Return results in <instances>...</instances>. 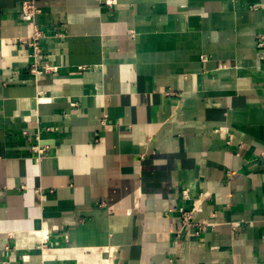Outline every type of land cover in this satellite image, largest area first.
Instances as JSON below:
<instances>
[{
	"label": "crops",
	"instance_id": "obj_1",
	"mask_svg": "<svg viewBox=\"0 0 264 264\" xmlns=\"http://www.w3.org/2000/svg\"><path fill=\"white\" fill-rule=\"evenodd\" d=\"M25 1L0 0V264H264V0Z\"/></svg>",
	"mask_w": 264,
	"mask_h": 264
},
{
	"label": "built area",
	"instance_id": "obj_2",
	"mask_svg": "<svg viewBox=\"0 0 264 264\" xmlns=\"http://www.w3.org/2000/svg\"><path fill=\"white\" fill-rule=\"evenodd\" d=\"M264 9V3L261 4ZM258 6H254L253 9L257 10ZM40 13L39 7L37 5V0H28L22 3L21 6V17L23 21L32 22L35 20L36 16ZM44 36L42 32L35 27L32 36L29 38H25L21 40L20 47L22 50H28L31 53L32 63L30 65V71L37 77H40L42 73L45 72H53L56 70L55 66H50L49 64L42 65L43 60L45 58L44 49L42 46V40ZM256 47L259 56V60L264 69V26L262 32L257 35L256 38ZM32 150L36 153L37 159L43 158L45 155V151L41 149L39 146H35ZM184 198H188V192L184 191ZM200 202V201H198ZM198 205V204H197ZM199 206V207H198ZM195 206L191 210H185L183 208L179 209L181 225L184 229H192L202 231L204 228V224H200L196 222V216L201 212V205Z\"/></svg>",
	"mask_w": 264,
	"mask_h": 264
}]
</instances>
